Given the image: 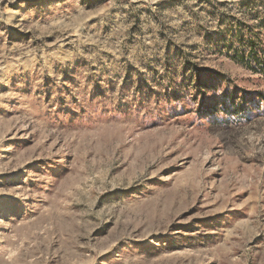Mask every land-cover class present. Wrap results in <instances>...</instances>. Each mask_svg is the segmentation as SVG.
Here are the masks:
<instances>
[{"label":"rangeland","instance_id":"374dc122","mask_svg":"<svg viewBox=\"0 0 264 264\" xmlns=\"http://www.w3.org/2000/svg\"><path fill=\"white\" fill-rule=\"evenodd\" d=\"M0 264H264V0H0Z\"/></svg>","mask_w":264,"mask_h":264}]
</instances>
